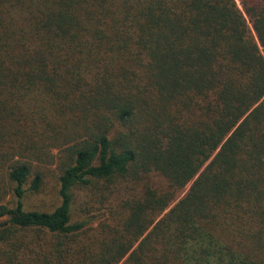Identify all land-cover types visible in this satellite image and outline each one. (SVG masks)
<instances>
[{"label": "trees", "instance_id": "1", "mask_svg": "<svg viewBox=\"0 0 264 264\" xmlns=\"http://www.w3.org/2000/svg\"><path fill=\"white\" fill-rule=\"evenodd\" d=\"M0 138V264H264V0H0Z\"/></svg>", "mask_w": 264, "mask_h": 264}, {"label": "rangeland", "instance_id": "2", "mask_svg": "<svg viewBox=\"0 0 264 264\" xmlns=\"http://www.w3.org/2000/svg\"><path fill=\"white\" fill-rule=\"evenodd\" d=\"M38 133V131H37ZM10 149L7 143H4L0 138V205H5L8 208H13L16 204V198L13 192L14 184L8 178V169L11 164L9 159ZM53 153L57 152V149H53ZM4 155V157H1ZM33 170L38 169L42 174V183L37 191L28 189L33 175L31 174L25 183L26 192L23 196V207L25 210H40L51 211L60 202L58 196V164L55 163H43L36 160L33 161ZM154 182L164 185V182L160 179H154ZM182 189L177 193V198L181 197L185 191Z\"/></svg>", "mask_w": 264, "mask_h": 264}, {"label": "water", "instance_id": "3", "mask_svg": "<svg viewBox=\"0 0 264 264\" xmlns=\"http://www.w3.org/2000/svg\"><path fill=\"white\" fill-rule=\"evenodd\" d=\"M8 217H9V215H7V214L0 215V222L8 219Z\"/></svg>", "mask_w": 264, "mask_h": 264}]
</instances>
